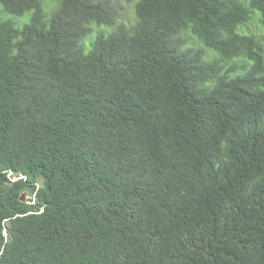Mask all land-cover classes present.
<instances>
[{"label":"trees","instance_id":"1","mask_svg":"<svg viewBox=\"0 0 264 264\" xmlns=\"http://www.w3.org/2000/svg\"><path fill=\"white\" fill-rule=\"evenodd\" d=\"M251 19L264 0H0V264H264Z\"/></svg>","mask_w":264,"mask_h":264},{"label":"rangeland","instance_id":"2","mask_svg":"<svg viewBox=\"0 0 264 264\" xmlns=\"http://www.w3.org/2000/svg\"><path fill=\"white\" fill-rule=\"evenodd\" d=\"M124 14L126 16L131 15V13H127L126 9L124 8ZM259 21L251 19V21L247 24L246 32L248 31L250 35L258 37L264 43V30L259 26ZM29 200V198H28Z\"/></svg>","mask_w":264,"mask_h":264},{"label":"clouds","instance_id":"3","mask_svg":"<svg viewBox=\"0 0 264 264\" xmlns=\"http://www.w3.org/2000/svg\"><path fill=\"white\" fill-rule=\"evenodd\" d=\"M20 178H23V177L21 176ZM15 180H18V178H14V179H13V181H15ZM23 196H24L25 198L28 199V197H26L25 195H23ZM23 196H22V197H23ZM21 201H22V200H21ZM29 201H30V199H29L28 201H26V202H29Z\"/></svg>","mask_w":264,"mask_h":264},{"label":"water","instance_id":"4","mask_svg":"<svg viewBox=\"0 0 264 264\" xmlns=\"http://www.w3.org/2000/svg\"><path fill=\"white\" fill-rule=\"evenodd\" d=\"M22 201H28L27 198H25L24 196L21 198Z\"/></svg>","mask_w":264,"mask_h":264}]
</instances>
